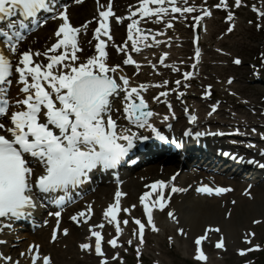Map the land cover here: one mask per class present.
<instances>
[{
	"label": "snow or ice",
	"instance_id": "1",
	"mask_svg": "<svg viewBox=\"0 0 264 264\" xmlns=\"http://www.w3.org/2000/svg\"><path fill=\"white\" fill-rule=\"evenodd\" d=\"M262 8L257 12L258 20H249L255 24L257 30H264V0H260ZM85 0H75L76 5H83ZM97 12L91 20L84 24L74 26L70 19L67 0H0V261L3 264H56L51 253L44 252V245L32 243L19 257L5 254L3 246L9 245L6 239L9 234H17L19 225L31 222L35 226V217L39 210H46L49 218H54L55 223L51 229L50 242L57 244L71 235L69 227H61L62 214L68 204L74 203L78 195L76 189L92 180L96 172H111L116 177L118 184H123L119 179V167L131 161L129 153L137 146L138 141L148 140L150 137L143 135L139 130L148 129L152 136L161 141H168L165 135L152 122V118L160 113L149 107L145 93L149 88H162L158 95L152 97L154 102H163L169 112L161 116L162 122L176 119L171 102L167 99L170 93H176L181 99L185 91H178L181 86L186 90L191 85L188 83L197 73V65L201 61V49L195 47L194 62L190 71L182 72V79L175 81L163 80L156 84L135 82L133 77L125 71V66H135V75L140 74L141 63L134 59L133 52L140 53L142 48L168 44L171 37L167 30L172 29L176 21L188 20L191 16L193 27L200 26L206 17H211V7H206L207 0L197 6L193 0H138V7L129 6L126 16H119L113 9V0L105 5L96 0ZM244 6V0H234L233 5L228 0H220L215 8L227 10L226 20L229 22L228 33L236 27L235 13L232 7ZM145 18H148L145 20ZM126 25L127 38L122 44H116L112 35V24ZM50 21L56 22L49 37V43L41 48L24 44L31 34L47 26ZM141 21L147 23L154 21L162 23L164 30L154 31L141 27ZM93 22L92 45L95 51L85 55L86 48L81 36L86 35L88 26ZM206 30V29H205ZM163 37L164 39H158ZM129 42L130 46H129ZM38 43L33 40L32 44ZM90 45L92 41L88 42ZM110 46L118 54H123L121 63H112ZM169 52L164 51L159 56L158 64L169 67L165 63ZM260 65L264 66V52L259 53ZM233 63H242L239 57ZM149 66L157 70V64L149 61ZM254 73L258 75L257 66L252 65ZM173 71L180 72L178 67ZM234 77L228 79L232 84ZM183 81V84H182ZM169 83L175 87L169 88ZM15 88V91L13 89ZM213 85L208 84L202 93L204 98H210ZM235 95V93H232ZM161 97L164 98L161 101ZM220 101L211 106L208 115L217 111ZM188 112V109H185ZM189 123H195L198 117L189 114ZM172 128L170 123L167 124ZM239 132V129H235ZM256 129L253 128L252 132ZM184 136L193 135L185 130ZM196 137L205 135L204 132H195ZM264 139V133H261ZM171 144L177 148L180 143L173 138ZM249 147L254 145L249 144ZM264 155V149H261ZM224 155H230L224 152ZM236 159L241 157L232 153ZM126 157L128 158L126 160ZM247 162L258 167H264L252 157ZM179 175V174H177ZM173 176L171 181L159 180L151 185H146L150 190L145 191L140 197L146 221L132 217L131 211L136 205L122 207L121 201L128 194L117 187L113 202L103 211V218L114 228L115 236L105 240L102 235L104 223L88 224L93 214V204L87 203L86 207L70 215L68 218L77 226L87 224V235L84 242L79 243L80 251L95 254L99 264H109V260H119V252L108 257L103 250L104 244L116 249L123 247L119 237L122 235L123 226L131 220L137 227L132 235L138 241L136 253L139 258L142 254L141 246L145 243V229L159 233L154 210L164 212L176 224H181L180 216L175 209L170 208L172 196L177 193H187L190 188L177 186ZM231 187L204 185L197 188L202 197H223L234 192ZM169 194L166 195L165 193ZM249 199L255 200L252 185L244 193ZM233 206L239 201L233 199ZM56 210H51L52 208ZM120 212L127 214L128 218L121 220ZM235 208L225 214V219L231 221ZM50 219H44L40 227L47 226ZM255 225H264V219H254ZM180 236L187 238L190 229L181 226L177 229ZM215 234L219 239L215 248L227 251V227L219 223L205 225L203 234L195 238L196 251L194 259L207 264L209 256L206 254L204 243L211 241ZM255 232H245L244 242L250 245L240 249L241 256L254 250L264 251L261 244H253ZM169 245L175 243L174 236H168ZM132 245L130 238L126 241ZM18 246V245H13ZM67 245H65L66 247ZM126 251V249H125ZM156 264H160L159 261ZM248 264H252L251 261Z\"/></svg>",
	"mask_w": 264,
	"mask_h": 264
},
{
	"label": "bare ground",
	"instance_id": "2",
	"mask_svg": "<svg viewBox=\"0 0 264 264\" xmlns=\"http://www.w3.org/2000/svg\"><path fill=\"white\" fill-rule=\"evenodd\" d=\"M116 2L115 6H113L114 11L116 12V14L118 15L119 13L124 14L125 13V8L126 6H129L131 4L130 0H114ZM137 1V0H136ZM100 2L102 4H107L109 2V0H100ZM193 2V0H189V3L191 4ZM195 4L198 2H203L204 0H194ZM207 3H209L207 1ZM70 11V19L73 23L74 26H79L84 24L87 20H91L93 18L94 15H96L97 12V3L96 0H85V3L83 5H73L71 8H69ZM237 14H239V10L235 11ZM196 13L193 14H189V19L188 20H184L186 22L191 20V16L195 15ZM226 16H227V11L225 9L222 8H215L214 9V16L209 19L208 21L206 19H204V22L207 21V23L210 26V36L215 34V28H214V24L218 25L221 24V27L224 31L225 34H227L229 36V38L235 39L237 36H239V31H237L236 29H234V31L232 33H228L227 32V28L229 27V22H227L226 20ZM148 18H145V20H147ZM182 22H178L176 21L174 24V27L172 29H168L167 30V36L171 37V43L170 46L168 44H163V45H158L156 46V48H153L151 50V47H147L141 50L140 53H135L133 52V56L135 59H137V61H139L142 65L141 69H140V74L137 75L138 79L141 81H153V79L156 82H162L163 80H169V81H174L176 78H179V73L176 72L174 73V75H171V73H173L171 71L170 68H167V70H165L163 72V74H153L152 72L155 71L153 70L148 62L149 60L151 61H155L157 55L156 54H161L164 51L169 52V56H168V60L169 61H176L179 60L180 57L176 56V48H177V41L175 40V38H173L172 36H179V30L178 27H181L179 24ZM94 24H96L95 22H93L92 24H90L88 26V31L86 35L81 36V40L84 44V47L86 48V53L88 51H92L94 52L95 49L92 45H94L96 43V41L93 39V29H94ZM124 24H127V22H125ZM54 27H56V22L50 21L49 24L47 26L42 27V29L40 30L42 32L41 36L37 37L36 40H38V43L36 44H32V42H26L24 44V48L26 49L28 46H32L35 48H41L43 47L45 44L49 43V37L51 36L52 32L50 33V30L54 29ZM141 27L146 29V28H151L152 30L156 31L158 29H164V25L162 23H155L154 21H148L147 23H145L144 21H141ZM177 27V28H176ZM123 29L121 28V25L116 24L115 22H113L112 24V35L114 37L115 41H118L119 37H121ZM125 37L127 38V31L124 32ZM204 38L206 37V34L204 36ZM158 39H164L163 37H158ZM224 40V39H223ZM92 41V44L90 45L88 42ZM129 42V46H130ZM200 44H203V42L201 41ZM110 53H111V58H112V63H121L122 60L124 59L123 54H118L116 53L115 48H112L110 46ZM186 56H181L182 59H184ZM185 67V64H184ZM157 70H160V67L157 65ZM125 71L127 72V74L133 75L136 72L135 68H125ZM183 84V83H182ZM195 81L194 79L190 80V85H195ZM198 85V84H197ZM169 88H173L175 87V85L173 83H169L168 85ZM191 87V86H190ZM187 88L186 90L183 88V86H181V88L178 91H185V95L183 98H187L190 99V97H197L199 95V91L197 89H191V88ZM199 89L203 88L201 86H199ZM164 89L162 88H155V87H151L148 92L146 94H148V96H153L156 93H158L159 91H162ZM195 92V93H194ZM145 99L149 100V98L145 97ZM171 104H172V109L174 110V112L176 113H181L183 114L185 109H192L195 110V106H194V101H190V100H185L183 102L179 101L176 97V93H171L168 98H167ZM219 99V98H218ZM164 100V99H163ZM161 100V101H163ZM198 100L201 101L197 102V106L200 110V107H202L203 105V110H205V112L208 110V107L203 103L204 100L203 98H198ZM149 102V101H148ZM149 107L155 110V112L160 113V115H165L166 112V104L163 102L160 103H150L149 102ZM232 108L238 112V113H242L241 111L245 108V105L240 103V102H235L232 104ZM196 109V111H197ZM201 110V111H203ZM189 111V110H188ZM198 112V111H197ZM243 116L241 115V117L239 118V123H237L238 121L235 119V121L237 122H228V126H225L226 123L220 124L219 128L221 127H255L256 123L252 122H248V118L247 113H242ZM202 118L198 117L197 121L195 122L197 125L206 127L207 124L211 125L212 123H217V119L214 117H210L208 116V119H203V121H201ZM158 120V122H157ZM152 122L157 126V127H161L162 124H160L161 121V116H156L152 118ZM174 127V134L176 135V131L179 127H182L183 125H185L184 123V119L183 118H178L175 121H172ZM191 125H188V123H186V127L181 129V132H183L185 129H189L191 128ZM206 135H208L209 137H200V138H194L191 136H183L181 137V139L178 141L180 143V147H179V151L176 153L174 152V150H172L169 146H167V144L172 145L170 142L168 141H164L163 143H161L160 145H152V146H147L145 148V150L136 153L133 155L132 157V161L134 160H138L139 163H147L151 164L150 162H153L155 159L157 158H165L167 161L166 162H171V161H177L178 159L183 155L184 160L187 161H194L197 166L199 167V165H202L203 162L208 164V166H212L215 165V167L218 169L220 164L223 163L222 168L219 169V171L222 170H228L229 174L232 177V181L224 179L222 177L219 176H213V175H206L202 172L199 171H187V169H185L183 171V165L181 167L179 166H175V167H169V166H165V165H160V166H152V165H148L145 164L143 165L140 169L142 170V173L140 171L136 172V173H132L128 176H126L124 179L135 176L136 174H140L139 178L135 179H131L130 182H127L125 184H122L121 189L123 191L126 192H131V189H135L138 190L142 193H144L145 191H149L150 189L148 187H146V185H151L152 183L159 181V180H164L166 182L171 181V177L172 175H175V173H180V175L178 176V178L176 179L175 183L177 186H181V187H187L190 188L191 191L187 192V193H177L175 195L172 196V203L170 205V208L175 209L177 215H179V212L182 210H184V215H182L181 219V224L177 225L178 227H185L186 229H190V233H192L193 238L198 237L199 235L203 234V230L205 225H210L213 223H219L221 225H224L227 227V234H226V243H227V251H223V250H217L214 248L213 245H215V242L219 239L218 235L213 234L211 236V240L215 239L213 242V245L211 244V241H206L204 244V248L206 250V252H218L220 254H224V252L229 254L228 259L231 261L232 264V258H237L239 257V253L237 252V250L235 248H233L234 242L231 240H235L239 241V244L244 247L247 248L248 244L244 242V230L245 227L248 226V219H247V213H249V210H252L253 208V202H256L255 205L261 204V201H264V184L260 183V188L257 189V191H260V194L258 193V196H256L255 200H251L249 199V197H247L244 193V185L242 183H240L241 181H236L235 177L236 175L239 174H243L245 175L246 173L248 174H252V175H256L258 178H264V171L259 172L256 169H250L249 167H247L246 165L239 163L237 161H234L232 159L227 160L226 158L222 157V156H218L213 152L216 153H220L223 155V151H228V150H232L234 151L235 148L232 144L230 143H226V144H222V146L220 147V145L216 143V141H214L215 135L213 134H209L207 133ZM178 137V136H177ZM225 137V135H223L222 137L219 135V138H223ZM256 138V140H258V137H254ZM196 141H200V142H204L202 144H197L195 145L192 142H196ZM167 143V144H165ZM210 144H211V150H210ZM263 144V145H262ZM257 145H259V147H263L264 143H260L257 144L255 143V147H257ZM238 163V164H237ZM177 165V164H175ZM179 167V168H178ZM177 169V170H176ZM171 172V174H169ZM98 178V176H97ZM112 179V178H109ZM147 181V184L144 185L143 182ZM259 180V179H258ZM263 181V180H262ZM204 185H212V186H223V187H231L233 189H235L234 192H230L227 193L225 196L223 197H216V198H210V197H202L198 194L197 192V188L200 186H204ZM91 188V187H90ZM143 189V190H142ZM116 191V186L114 185L112 180H105L104 182L100 183L99 185L94 187V190H92L89 195L84 196V200H82L79 204H77V208H70L69 212H73V214L78 210V209H82L80 207H84L86 205V203L89 202H93L96 206H103L105 204H107V200L112 199L114 193ZM166 195H168L169 193L166 192ZM130 198L132 200L136 199V196L131 195ZM138 198V197H137ZM235 199L237 201H239V204L236 206H233L231 204V201ZM104 200V201H103ZM252 203V204H250ZM96 209V207H94ZM233 208H235V212H234V217L231 221H226L223 219H219L221 216H225L226 212L229 210H232ZM43 209L39 210L37 212V214L42 213ZM168 211V209H165L164 212H159L158 210H154V216L157 218H159V220H166V219H170L167 215L166 212ZM93 212H96V217H92L90 219V221L88 222V224H95L96 223V219L100 218V212L98 210H94ZM69 215V214H68ZM65 215L63 216L62 219V224L61 227H69L72 231H71V235L67 238H64L63 240L59 241L57 244H52L50 241V237H48L51 234V229L53 227V224L55 223V219L54 218H49L48 215H46V217L44 219H50V223L47 226H44L42 228H44V230H41L39 232H37L33 237H30L31 241H38L40 244L44 245V251H49V249H51L52 247L56 248L58 251L61 250L62 246L64 243H69V244H75V242H77L82 235H84L87 231V224L83 227V229H78L77 226L72 225L69 226V224L67 223H63L64 221L69 220V216ZM180 216V215H179ZM95 218V219H93ZM255 219H261V218H255ZM233 221H236V223L234 224ZM43 222V221H42ZM41 222V223H42ZM228 224H231L235 227L234 230V235H233V239L231 238L232 235L230 234V228L228 226ZM238 224V226L236 227V225ZM240 224V225H239ZM71 225V224H70ZM20 228H22L21 226H18L17 230H20ZM103 232V236L104 239H106V237H108L111 234L112 236H115L116 233L114 231V228L112 226H108L105 229L102 230ZM51 236V235H50ZM235 236V237H234ZM22 236H20L21 238ZM6 239L9 240V245L7 246H3V251L6 253H8V255H13L14 257H17L16 254H20L21 252L26 251L30 246L29 245H22L21 250L17 251L16 248H18L17 246H13L16 245L19 241L18 239V235L16 234V236L14 234H9L7 237H5ZM23 238L25 239V237L23 236ZM27 238V237H26ZM49 238V239H48ZM23 239V240H24ZM22 240V241H23ZM21 241V242H22ZM36 242V243H38ZM212 245V246H211ZM77 246V245H76ZM111 249H113L112 247L104 244V252L106 254H110ZM60 252V251H59ZM216 257H213L214 260V264H218V261L215 260ZM57 262L59 263L61 259L57 258L56 259ZM84 261V260H83ZM60 264V263H59Z\"/></svg>",
	"mask_w": 264,
	"mask_h": 264
},
{
	"label": "rangeland",
	"instance_id": "3",
	"mask_svg": "<svg viewBox=\"0 0 264 264\" xmlns=\"http://www.w3.org/2000/svg\"><path fill=\"white\" fill-rule=\"evenodd\" d=\"M247 1H244V6L238 8L239 14H236L234 12V10L237 8L235 7L231 8V10L235 13V24H236L235 29L239 31V36H237L235 39L229 38V36L224 33L221 24L218 25L214 24L215 34L212 36H210V26L207 23V21L201 25L203 32L201 35L203 40L202 56L200 63L197 65V69H196L197 75L194 78H192L194 79L196 84L191 85L190 87L191 89H197L199 91V95L203 97L202 93L204 91V88L208 84L213 85V90H214L213 96L211 95V97L208 98L207 101L203 102L206 106L207 105L209 106V107L207 106L208 110L205 112V110H203V105H202V107H200V110L198 109L197 110L198 112H194V114L199 115L200 118H206L209 116L208 112L211 111V106L216 101H220L217 111L213 115H211L217 119L216 120L217 123H212L211 125H209V127H211V129L213 130L212 132L229 133V134L233 133L236 136H234V138L230 137L231 139L229 140L227 139L225 141L229 143H235V142L237 143V141H243L245 147H248L247 145L249 142H252L254 144L264 143L262 142L264 140H261L262 138L260 135L261 133H264V109H263L264 108V66L260 65V57H259V53L264 52V30H257L254 23L253 24L248 23L249 20L252 21L258 20L257 12L253 10L254 13H252L250 10L251 8L253 9L252 6L255 5L256 8L258 9L262 8V6L260 0H247ZM218 3H220V0H214L206 4L205 6L211 7L212 11L214 12V8H215L214 6ZM228 3L230 5H233L234 0H228ZM201 4H203V2L197 4V6ZM135 6H137V4L133 5V8ZM213 16L214 13L211 17ZM208 18L210 17H206V20ZM178 22H182L179 24L181 27H178L179 34L181 36L178 38V40L180 41L177 42V48L175 54L184 55L186 56V59L176 60V61H169V60L165 61V63L169 65V68H171V71L173 72L171 73V75H174V73H176L175 71L172 70L173 67H178L181 70L179 72L180 75L179 78H176L175 80L182 79L183 71L192 70L191 65L193 63V47L191 43V38L194 33L192 26L193 21L191 19L188 22L184 20H179ZM124 29L127 30L126 26L124 27ZM39 31L31 34L27 42H32L33 40H36L37 37L41 36L42 32ZM52 31L53 29L50 30V33ZM159 31L162 30L160 29ZM205 34L207 38H204ZM123 40H124V36L122 32L120 40L118 41L123 42ZM92 53H93L92 51H88L87 53H85V55H91ZM161 54L159 53L156 54L157 55L156 60L151 62L159 65L158 59ZM236 57H239L241 59L242 63L240 65L233 63V60ZM185 63L187 65V68L184 67ZM252 65L257 66L258 75L254 73ZM160 66L161 65H159V67ZM125 68L128 67L125 66ZM160 69L161 70H155L152 73L163 74V72L166 70V69L164 70L161 67ZM130 76L133 77V80L135 82H139V83H145V84L160 83V82H156L154 79L153 81H141L138 79L137 75L135 74ZM230 77L235 78L232 84L228 83V79ZM188 83H190V81ZM197 84L203 88L199 89ZM232 93H235V95H232ZM156 95H158V93ZM187 100H190L191 102L194 101L195 110L196 107H198L197 102L201 103V101L198 100V97H190V99ZM149 102L152 104L155 103L152 100V97L149 98ZM235 102H240L244 104L245 108L241 112L247 113L246 116L248 118L247 121L248 122L253 121L256 124H259V126L243 127V128L229 126V127L219 128L218 123L223 124L227 122L225 126H228V122L238 121L237 123H239L240 120L239 118L241 117V115L243 116V114L236 112L232 108V104ZM181 115L182 114L176 113V118ZM235 119L237 121H235ZM170 120H174V119H170ZM160 124L165 125L166 122H161ZM182 127H179L177 129L176 131L177 135H180V130L182 129ZM253 128L256 129L255 132H252ZM235 129H239V132H236ZM222 130H228V131H222ZM172 131L173 128L171 129V132ZM244 136L258 137V140H256V138H249V137L247 140H243V138H240ZM238 139H242V140H238ZM261 149L264 148H261L259 147V145H257V147L253 148V152L256 154V152H261ZM169 174H171V172ZM139 175L140 174H136L135 176L128 178L125 182H123V184L130 182L131 179H135V177L139 178ZM143 184L146 185L147 181L145 180ZM242 184L244 185L243 187L244 192L248 189L249 185H252V192L255 195V197L258 196V193L260 194V191L259 192L257 191V189L260 188V185L258 183L244 182ZM115 186L117 189V187H119V184H117L116 182ZM120 189H121V184H120ZM126 193L128 195L126 197H123L121 201L122 207H131V205H136V207L131 211V216L140 218L142 221H146L144 212L142 213V205L140 204V197L142 196L143 193L135 189H131V192H126ZM131 195L136 196V199L132 200L130 198ZM113 197L112 199L107 200V204L103 206H96L93 202H91L93 204V209L95 211L98 210L100 212V218H97L95 224H100L101 222L107 224V222L104 221L103 218V211L108 206V204L113 202ZM82 200H84V196L79 197L78 200L75 201L71 206H73V208H77L78 207L77 204H79ZM253 203L254 204L252 210H249L248 211L249 213H247V219L249 224L243 230L244 232H255L256 236L255 238H253V244H261L262 246H264V225H255L252 223V221L255 218L264 219V201L263 202L261 201V204L257 203L256 205H255L256 202ZM86 205L84 207H86ZM71 206L69 205L67 206V208ZM84 207H80V208H84ZM94 207H96V209ZM79 210L81 209H78L77 211ZM120 213L122 214L121 216H119L121 220L128 218L127 214H125L124 212H120ZM47 214L48 213L46 212L45 215ZM68 214L71 215L73 214V212H69V210H66L65 208L62 217ZM184 214H185L184 210L183 211L181 210L179 212L181 218L182 215ZM93 217H96V212L94 213ZM219 219L226 220L225 216L223 217L221 216ZM233 222L234 224L236 223V221ZM63 223H67L69 224V226L74 225L72 224L73 222L71 220H67V221L63 220ZM156 223L158 227H160L161 231L159 233H156L151 231L149 228H147V231L145 233V243L141 246L142 254L139 258L137 257V253H136V244L138 243V241L132 235L133 229L136 228L137 226L131 220L129 221V224L127 226L122 225L124 231L122 235L119 237V239L120 241L124 242L123 247H118L114 250H111L110 255H107L108 257H112L115 252H119L120 259L116 261L109 260V264H156L157 261H159L160 264H203V262H198L194 259L196 246L194 244L195 237L193 238L192 233L189 232L187 238L180 236L177 231L178 226L171 219L159 220V218L157 217ZM41 224H38L35 227V229L33 228L32 230H29L27 233H17L18 238L20 239V242L16 244L18 245L17 246L18 248H16L17 251L21 250L22 247L21 244L31 246L32 243L38 242V241L36 242L31 241L29 235L34 238L37 232L44 230V228L39 226ZM84 226L85 224H83L80 228L77 226V228L83 229ZM228 226L230 228V234L232 235L231 238L233 239L235 227L231 224H228ZM237 226L238 224L236 225V227ZM87 234L88 233L86 231V233L82 235L81 238L77 242H75V244L64 243L61 250H59L60 252L54 247L49 249V251L46 250L44 252L51 253L55 258L56 264L59 263L60 264H99L100 258L95 257L94 254H88L82 252L78 247L79 243L84 242V238ZM50 235L48 237H50ZM170 235L175 237V243L172 245H169L168 242V236ZM20 236L22 237L20 238ZM23 236L25 237V239L23 238ZM130 238L133 240L132 245H128L126 243V241ZM232 241L234 242L235 245L233 248H235L237 252H239L240 249H246L242 247L243 245L241 246L239 244V241H236V238L235 240L234 239L231 240V242ZM65 245L67 246L65 247ZM248 247H250V245H248ZM206 254L209 256V260L207 264H214L213 257H216L215 260L218 261V264H231V261L228 259L229 254L226 252H224V254H220L218 252L212 253L209 251ZM19 255L20 254H16L17 257H19ZM57 258L61 259L59 263L56 260ZM232 259H233L232 264H248L249 261H251L252 264H264V251L254 250L252 252H248L244 256L239 255V257Z\"/></svg>",
	"mask_w": 264,
	"mask_h": 264
}]
</instances>
